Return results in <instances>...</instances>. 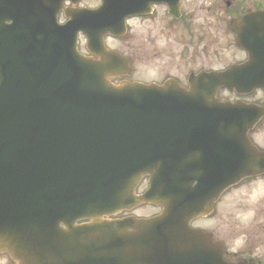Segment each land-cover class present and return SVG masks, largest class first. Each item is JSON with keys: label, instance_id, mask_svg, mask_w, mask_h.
Masks as SVG:
<instances>
[{"label": "water", "instance_id": "water-1", "mask_svg": "<svg viewBox=\"0 0 264 264\" xmlns=\"http://www.w3.org/2000/svg\"><path fill=\"white\" fill-rule=\"evenodd\" d=\"M61 1L0 0V251L21 264H146L147 246L158 253L184 243L161 237L201 235L187 222L224 188L264 171V152L248 138L264 110L215 99L220 87H264V29L246 45L247 65L202 76L190 92L114 86L105 79L113 67L84 58L77 34L100 39L96 25L127 16L133 0L66 10L71 19L59 25ZM241 27L233 28L243 44ZM145 174L151 187L136 196ZM142 202L164 213L101 220ZM84 219L93 221L74 225ZM213 260L224 264L219 252Z\"/></svg>", "mask_w": 264, "mask_h": 264}, {"label": "flooded vegetation", "instance_id": "flooded-vegetation-1", "mask_svg": "<svg viewBox=\"0 0 264 264\" xmlns=\"http://www.w3.org/2000/svg\"><path fill=\"white\" fill-rule=\"evenodd\" d=\"M136 1L133 0L128 6L130 13L127 16L116 17L117 21L112 22L114 26L111 30H97L102 33V41L108 51L118 52L125 60L122 66L118 65L113 74L108 76V80L114 84L124 81L156 85L173 83L187 90L192 78L247 62L249 53L239 45L232 23L240 22L250 10H264V0ZM102 3L103 0H64L58 21H67L64 8L93 10L100 8ZM107 22L110 23L109 20ZM254 26L261 27V21L246 23L245 30ZM231 42L237 46L238 53L233 58L230 56ZM88 44V37L80 32V53L103 63L112 61L109 57L103 58L100 50H96V54L91 53L89 47L92 46L88 47ZM262 96L264 92L257 90L242 99L264 106ZM218 97L222 100L238 98L225 89L218 91ZM262 180L264 173L245 177L238 185L222 193L212 214L199 216L189 223L193 228L202 229L206 235L176 237V240H191L197 244L178 246L179 250L176 252H167V246L162 245L159 253L162 259H149L146 264H214L215 250L220 253L225 264H264L263 207L259 212L255 205L252 206L250 218L240 220L237 226L239 230L229 227L222 236L211 222L209 225L200 224L211 221L220 203L234 190H244L243 193L253 190L252 195L257 183ZM142 182L144 190L148 187L147 177ZM245 198H242L243 201ZM261 202H264V198ZM160 211L161 208L157 207V211L144 216L149 217ZM122 214L128 215L131 212ZM167 255L172 259H164ZM0 256L1 264H13L6 255Z\"/></svg>", "mask_w": 264, "mask_h": 264}, {"label": "rangeland", "instance_id": "rangeland-1", "mask_svg": "<svg viewBox=\"0 0 264 264\" xmlns=\"http://www.w3.org/2000/svg\"><path fill=\"white\" fill-rule=\"evenodd\" d=\"M236 47L237 46H235V44L231 42V58H233L235 55H238ZM251 138L253 142L264 151V122L259 125L254 132H252ZM255 189L256 190L252 195L251 192L253 190L245 193H243L244 190H234L223 200V202L220 203L218 210L212 217L211 221H206L200 224L209 225L211 222L212 225H214L216 231L218 230L220 232L221 236L225 234L229 227H231L235 231H238L239 228H237V226L238 224H240V220H247L248 218H250L252 206L255 205L259 212L260 208L263 207L264 209V202H261V199L264 198V180L259 181ZM244 197H246L245 201H243L242 199ZM139 208L140 209L136 210V214L138 215H146L157 211L156 207L151 206L144 205ZM260 217L262 218V212Z\"/></svg>", "mask_w": 264, "mask_h": 264}]
</instances>
